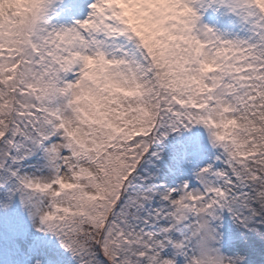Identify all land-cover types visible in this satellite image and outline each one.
Listing matches in <instances>:
<instances>
[{"label": "snow or ice", "instance_id": "obj_1", "mask_svg": "<svg viewBox=\"0 0 264 264\" xmlns=\"http://www.w3.org/2000/svg\"><path fill=\"white\" fill-rule=\"evenodd\" d=\"M0 264H264V0H0Z\"/></svg>", "mask_w": 264, "mask_h": 264}]
</instances>
